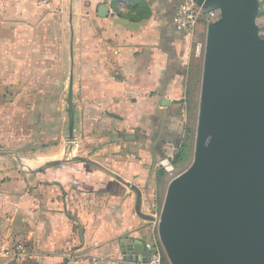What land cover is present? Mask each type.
Returning <instances> with one entry per match:
<instances>
[{"label":"crops","instance_id":"1","mask_svg":"<svg viewBox=\"0 0 264 264\" xmlns=\"http://www.w3.org/2000/svg\"><path fill=\"white\" fill-rule=\"evenodd\" d=\"M136 1L146 8L132 11ZM181 3L0 0V246L26 247L0 264L148 259L156 221L135 214L123 183L139 188L141 213L155 218L170 183L159 162L186 140L194 57L173 23ZM63 155L91 163L44 167Z\"/></svg>","mask_w":264,"mask_h":264},{"label":"water","instance_id":"2","mask_svg":"<svg viewBox=\"0 0 264 264\" xmlns=\"http://www.w3.org/2000/svg\"><path fill=\"white\" fill-rule=\"evenodd\" d=\"M192 2L220 12L205 34L192 161L168 184L158 220L141 213L139 188L123 184L135 193V214L156 221L168 264H264V39L257 3ZM66 103V142L73 144L72 72ZM72 161L91 163L68 156L44 167Z\"/></svg>","mask_w":264,"mask_h":264},{"label":"built area","instance_id":"3","mask_svg":"<svg viewBox=\"0 0 264 264\" xmlns=\"http://www.w3.org/2000/svg\"><path fill=\"white\" fill-rule=\"evenodd\" d=\"M40 6H47L53 0H35ZM220 19V12L217 9H202L192 0L182 2L174 15L173 23L178 32L183 34L184 38L191 45V51L194 58H203L205 47V34L201 38L197 36L199 23L204 22L205 32L207 28ZM162 170L170 173L173 168L169 159H163L159 162ZM26 252L23 243H16L11 247L0 246V259L19 260ZM166 257L159 241H157L150 253V256L143 264H164Z\"/></svg>","mask_w":264,"mask_h":264},{"label":"rangeland","instance_id":"4","mask_svg":"<svg viewBox=\"0 0 264 264\" xmlns=\"http://www.w3.org/2000/svg\"><path fill=\"white\" fill-rule=\"evenodd\" d=\"M188 0H182V2H187ZM257 3V10H256V17H255V24L258 28V36L264 39V0H256ZM202 28V36H204L205 27L204 22H200L198 28ZM201 38V37H200ZM202 69H203V58H194L193 60V80L192 85L190 88V96L188 98V110H187V123H186V146L187 151L184 157L185 162L177 163L176 165H172V172L168 173L164 170H161V174L167 178V181H171L178 175H180L183 171H185L193 158L194 152V145H195V137H196V130H197V113H198V106H199V94H200V84H201V76H202ZM24 153V152H22ZM30 157V156H29ZM66 155H63L60 159L65 158ZM21 163L26 166L27 160L24 158L23 162ZM17 163H15L16 165ZM158 199V206L156 212H154V217L158 220L160 216L161 207L163 205V200L165 196V189L162 190L161 194H159Z\"/></svg>","mask_w":264,"mask_h":264},{"label":"trees","instance_id":"5","mask_svg":"<svg viewBox=\"0 0 264 264\" xmlns=\"http://www.w3.org/2000/svg\"><path fill=\"white\" fill-rule=\"evenodd\" d=\"M132 11L136 10V9H141L144 10L145 7V3L143 1H136L132 4V6L130 7ZM120 16H122V14H119ZM187 151V146H186V140L183 143V145L179 148V150L176 152V154L174 155L173 159L171 160V164L172 165H176L177 163H183L185 162L184 157ZM165 264V262H164Z\"/></svg>","mask_w":264,"mask_h":264}]
</instances>
